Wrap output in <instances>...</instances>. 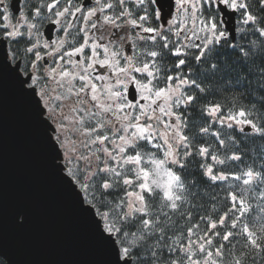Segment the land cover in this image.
Returning a JSON list of instances; mask_svg holds the SVG:
<instances>
[{"label":"snow or ice","instance_id":"1","mask_svg":"<svg viewBox=\"0 0 264 264\" xmlns=\"http://www.w3.org/2000/svg\"><path fill=\"white\" fill-rule=\"evenodd\" d=\"M249 34L264 0H0V75L112 264H264V109L205 78Z\"/></svg>","mask_w":264,"mask_h":264},{"label":"water","instance_id":"2","mask_svg":"<svg viewBox=\"0 0 264 264\" xmlns=\"http://www.w3.org/2000/svg\"><path fill=\"white\" fill-rule=\"evenodd\" d=\"M17 88L10 74L0 75V258L6 264H112L50 167ZM21 210L26 222L18 227Z\"/></svg>","mask_w":264,"mask_h":264},{"label":"trees","instance_id":"3","mask_svg":"<svg viewBox=\"0 0 264 264\" xmlns=\"http://www.w3.org/2000/svg\"><path fill=\"white\" fill-rule=\"evenodd\" d=\"M241 43L248 50L246 58L238 57L228 41L212 49L208 61H215L219 68L214 76L210 74L205 78L212 85L211 96L223 103L227 109L238 110L243 106L257 112L264 109V40L257 41L249 34L246 40L237 39V44ZM255 118L254 115L253 119ZM247 147L249 157L253 147L257 153L260 151L259 142H249ZM247 162L253 163L251 159ZM256 163L259 164V161Z\"/></svg>","mask_w":264,"mask_h":264},{"label":"flooded vegetation","instance_id":"4","mask_svg":"<svg viewBox=\"0 0 264 264\" xmlns=\"http://www.w3.org/2000/svg\"><path fill=\"white\" fill-rule=\"evenodd\" d=\"M54 35V34H53Z\"/></svg>","mask_w":264,"mask_h":264}]
</instances>
